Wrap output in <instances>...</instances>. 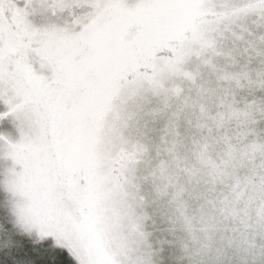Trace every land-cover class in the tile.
Returning <instances> with one entry per match:
<instances>
[{
    "label": "snow or ice",
    "instance_id": "snow-or-ice-1",
    "mask_svg": "<svg viewBox=\"0 0 264 264\" xmlns=\"http://www.w3.org/2000/svg\"><path fill=\"white\" fill-rule=\"evenodd\" d=\"M0 264H264V0H0Z\"/></svg>",
    "mask_w": 264,
    "mask_h": 264
}]
</instances>
